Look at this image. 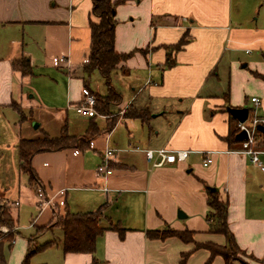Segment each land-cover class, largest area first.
<instances>
[{"label":"crops","instance_id":"crops-1","mask_svg":"<svg viewBox=\"0 0 264 264\" xmlns=\"http://www.w3.org/2000/svg\"><path fill=\"white\" fill-rule=\"evenodd\" d=\"M251 6L249 24L240 22L247 21L241 16ZM262 6L264 0H125L118 4L114 48L120 53L132 51L111 74V79L112 75L124 78L122 88L111 83L120 99L106 115H81L72 106L80 101L82 88L94 96L106 95L90 89L87 79L96 70L87 72L84 66L90 51L91 0H0V105L13 112H19L15 107L20 111L36 107L45 117L40 121L31 114L27 117L25 136L19 131L9 159L0 164L1 174L6 178L12 174L14 180L0 198L19 199L36 212L30 221L34 233L23 241L12 264H21L30 237L37 245L43 235L49 236L45 242H54L35 252L42 253L37 264H91L93 260L97 264H224L218 255L208 262L209 252L194 249L192 242L147 235L156 229L189 230L194 242L224 244L223 235L207 231L206 187L215 188L219 198L228 201V227L239 248L249 255L264 254V171L238 151L239 140H226L237 126L229 107L247 106L249 113L256 114L257 109L261 114L256 115L264 117V79L255 75L264 74ZM137 21L141 30L134 34ZM184 33L188 42L168 50ZM167 53L173 61L170 66H166ZM58 55L67 56L68 63L54 66L52 57ZM21 57L29 61V74L22 75L12 66ZM125 68L131 70L127 76ZM134 71L141 76H133ZM252 97L259 103H253ZM128 107L147 110L149 119L125 116ZM90 126L96 129L92 147L76 155L73 148L39 152L32 157L31 168L49 192L65 190L60 213L90 212L103 205L101 223H117L124 230L120 234L105 229L97 236L93 253L64 252L58 226L36 234V228L49 223L52 211L37 210L35 181L20 170L17 143L42 132L57 136L63 129L79 137ZM262 145L260 133V159H264ZM105 147L114 149L112 173L102 178L95 169ZM148 148L191 153L184 162L152 168L143 152ZM207 152L212 162L203 166ZM18 207L10 208L17 234ZM178 211L184 216L178 217ZM54 231L61 233L57 241Z\"/></svg>","mask_w":264,"mask_h":264},{"label":"trees","instance_id":"trees-1","mask_svg":"<svg viewBox=\"0 0 264 264\" xmlns=\"http://www.w3.org/2000/svg\"><path fill=\"white\" fill-rule=\"evenodd\" d=\"M125 2V0H91V10L89 18L90 27V51L87 57V62L84 63L85 70L90 72L91 70H97L103 79L106 86V95L95 96V111L100 114H108L110 112V105L117 104L120 99V95L111 86V74L120 69V63L131 56L132 51L128 53L117 52L114 48L115 40V9L118 4ZM188 42L187 35L184 33L180 40L171 46H168V50H178L182 48ZM173 61L170 59L169 53H167L166 66H170ZM14 69L18 70L22 75L29 74L30 64L29 61L21 57L15 59L12 62ZM256 76L264 79V74ZM19 112V108L15 107ZM125 116L132 118H140L143 121L149 119V113L145 109H137L134 107H128L125 112ZM237 129H231L226 140L229 143L236 141ZM96 129L90 126L86 133L82 136H72L66 133L63 129L62 133L57 136H50L46 132H42L41 135L34 138H22L17 143L18 156L21 161L20 170L22 173L28 176L29 181H35L38 183V179L35 176L31 168L32 157L43 151H57L62 149H79L89 146V142L92 140ZM207 188V206L208 213L206 219L208 221L207 231L213 234H221L225 238V242L222 245L207 241L204 243L194 242L192 238V231L182 230L177 231L171 228H165L161 230H148L147 235L150 238L164 239L167 237H177L184 242H192L194 249L204 248L209 252L208 262L214 256H221L224 260V264H234L235 259L232 258L231 252L241 250L237 245L235 238L228 227V201L220 199L218 192L215 188ZM103 205L99 206L96 210L83 213H58V221L55 226H58L62 233V250L64 252L75 253H93L95 250L96 238L105 229H112L118 231L120 234L123 232V228L119 227L117 223H109L108 225L102 224ZM58 209V208H57ZM56 212L52 211V217ZM14 220L8 210L3 209L0 212V224L12 227ZM39 228H36L38 230ZM17 232H9L5 234L4 242L7 243V247L10 248ZM54 241H48L41 245H35L32 243L31 237L28 239L25 256L21 264H30L29 259L32 254L51 245ZM2 245H0V264H6ZM242 251V250H241ZM187 253L182 255V262ZM91 264H97L96 260H93Z\"/></svg>","mask_w":264,"mask_h":264},{"label":"rangeland","instance_id":"rangeland-1","mask_svg":"<svg viewBox=\"0 0 264 264\" xmlns=\"http://www.w3.org/2000/svg\"><path fill=\"white\" fill-rule=\"evenodd\" d=\"M234 3H237V2L234 1ZM251 8H252V6L249 8L245 7V12L243 13V15L241 17L247 18L246 19L247 21L242 20L240 22H246V24H249V21H250L249 18L251 16L250 15V9ZM261 9L263 11L264 6H262ZM254 16H255V14L252 17H254ZM115 18H116V21H117V19L120 20L118 17H116V15H115ZM127 20H129V19H127ZM117 23H118V21L116 22V24ZM140 30H141V23L137 21V22H135L134 34L139 33ZM124 61H122V62L124 63ZM123 63L121 65H123ZM125 70H126V76L129 75L131 70L128 68H125ZM137 73L139 74L140 72L134 71L133 76H135ZM140 76H141V74L138 75V78ZM121 79H124V78L121 76L112 75V79H111L112 85L115 88H122L124 84H123ZM87 81L89 83V87L91 90L97 91L99 93H106V87L104 86L103 79H101L99 72L97 70L93 71L91 73V75H90L89 79H87ZM43 87L45 88L44 85H43ZM252 108H254V107H252ZM255 110H256V114L258 112L261 114L260 111H257V109H255ZM43 112H44L43 110L36 108V107H32L31 110H30V108H28V109L22 110L20 112H15V111L13 112V110H11L10 108H4L2 105H0V164H2V162L4 160L7 161L9 159L13 140L15 139V137L17 136L19 131L22 133L23 136H25V132L27 130V125H28L27 119L29 118V115L31 114V117L33 118V120L40 121L41 120L40 118H45V117H43ZM112 113L115 114V112H112ZM116 115H119V114L117 113ZM122 115L123 114H121V116ZM14 124H16V126H14ZM34 124H35V122L31 123V125H34ZM13 126L16 128H14ZM236 127L237 126H235V127L233 126L232 129H236ZM259 148L264 149V145H262V147H259ZM260 161L264 165V159H260ZM262 173L263 172L259 171L260 176L263 178ZM12 181H14L12 174H10V176L8 178H6V176L4 177L0 172V192H4L5 188H7V187L11 188V186L13 185ZM10 198H12V197H10ZM261 200H262V204L264 205V195H261ZM4 209L8 210L10 212V207H5ZM18 209H19L18 210L19 214H18L17 224L19 226V233L16 235L17 237L15 239V242L11 246V249H8V247L6 245L7 243L4 242L3 236L5 235V232H3L1 230V228L7 227L10 229V232H12V231L14 232V231H16V228H17L16 222L13 218L14 223H13L12 227H8L7 225L0 224V245H2V246L4 245L2 247V250H3V256H4L6 264H12L14 262V260H16L15 258L17 256V253L20 250H22L21 244H23V241H25V239L28 238L29 235L33 234L34 230H35V228L30 226V221L32 220V218L36 214V212L33 211V208L29 207L28 205H26L24 203H21L19 205ZM58 211L59 210L56 209L55 216H53L51 218L49 223H47L43 227H39V229L36 232L37 235L44 233L48 229L52 230V227H54L58 221V213H59ZM53 235H54V239L56 241H57V237L61 238L60 231H54ZM48 238H49L48 235L39 236L36 240L37 245H40L41 243L45 242ZM37 253H35L31 257V259H29L30 264H37L35 262L38 260H41L42 253L41 254H37ZM231 255H232V258L235 259L234 264H264V254L261 257H258L255 255H252V254L249 255V254H247L241 250H238V251L236 250V251H232Z\"/></svg>","mask_w":264,"mask_h":264},{"label":"built area","instance_id":"built-area-1","mask_svg":"<svg viewBox=\"0 0 264 264\" xmlns=\"http://www.w3.org/2000/svg\"><path fill=\"white\" fill-rule=\"evenodd\" d=\"M87 62V58L84 60ZM68 63L67 56L58 55L52 57V64L54 66H62ZM251 101L255 104L259 103L258 98L252 97ZM95 96L90 92V90L86 87L81 90V99L80 101L73 105V110L81 115H90L95 114ZM262 125L264 127V117H259L255 113L248 114V117L245 122L239 123L237 122V130H245L246 131V139L240 141L239 152H242L250 157V161L256 165L259 169L264 171V165L260 161L258 155L261 153V150L257 148L258 136L260 132L257 131L256 126ZM93 146V142H89V147ZM79 149H74L73 154H79ZM114 149L110 147H105L102 153V160L99 165H97L95 172L98 176L102 178H106L108 175L112 173V168L110 166V162L112 160ZM144 156L146 161L150 164L152 168L161 167L166 164H174L179 162H184L189 154L190 150L186 149H167V148H158V149H144ZM207 155L202 159V165L207 166L212 162V159ZM34 203L39 212L44 211L45 209H49L53 212L56 211L57 208L63 207L64 202V189H58L53 192H49L45 189V187L40 183H35L34 187ZM20 205L19 199H8V198H0V212L5 207L17 208ZM5 234L10 232L9 228H1Z\"/></svg>","mask_w":264,"mask_h":264},{"label":"water","instance_id":"water-1","mask_svg":"<svg viewBox=\"0 0 264 264\" xmlns=\"http://www.w3.org/2000/svg\"><path fill=\"white\" fill-rule=\"evenodd\" d=\"M227 110L230 113V115L239 123L245 122L248 117V113H249V108L247 106L240 107V108H230L229 107ZM33 126L37 127V124L35 123ZM256 129L264 137V127L262 125H257ZM236 139L239 141L246 139V131L245 130L239 131V133H237L236 135ZM182 214L183 213L181 211H178L177 215L178 217H182L184 216V214L183 215Z\"/></svg>","mask_w":264,"mask_h":264}]
</instances>
